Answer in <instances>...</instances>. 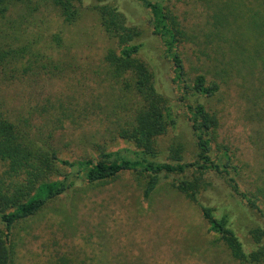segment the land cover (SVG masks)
I'll return each mask as SVG.
<instances>
[{"label": "rangeland", "instance_id": "1", "mask_svg": "<svg viewBox=\"0 0 264 264\" xmlns=\"http://www.w3.org/2000/svg\"><path fill=\"white\" fill-rule=\"evenodd\" d=\"M105 2L115 3L140 30L138 58L152 69L157 91L172 107L175 125L156 141L161 160L171 162V150L183 161L196 158L186 105L200 103L215 118L211 159L215 162L228 150L239 168L234 179L240 190L255 196L257 207L232 190V173L208 172L205 178L211 186L201 191L199 201L217 213H228L249 249L251 233L264 232V27L255 37L234 31L233 25L227 29L224 23L232 21L230 14L264 22V0L164 3L182 31L179 54L187 81L201 74L207 83L216 82L219 91L211 98L192 97L176 87L173 66L136 0ZM95 4L97 0H81L79 19L71 26L49 6L28 20L20 18L17 7L0 20V38L17 37L14 48L26 50L16 71L0 73L6 109L14 119L27 121L25 128L34 139L70 161L134 149L118 130L132 119L139 101L132 88L111 77L104 58L118 48L103 33ZM36 53L38 63L27 69L30 55ZM186 176L192 179V173ZM182 177L162 175L149 200L142 195L145 178L134 172L97 185L78 182L73 191L13 230L16 264H239L219 237L208 233L198 207L178 191Z\"/></svg>", "mask_w": 264, "mask_h": 264}, {"label": "trees", "instance_id": "2", "mask_svg": "<svg viewBox=\"0 0 264 264\" xmlns=\"http://www.w3.org/2000/svg\"><path fill=\"white\" fill-rule=\"evenodd\" d=\"M146 11L152 34L162 46L164 57L174 70L176 87L188 91L192 97L211 98L219 91L216 82L207 83L204 75H198L192 83L186 78L184 66L179 54L182 31L178 29L174 16L164 5L167 0H136ZM206 1V0H196ZM78 4L81 0H0V20L20 7V18H32L41 8L51 7L57 12L64 25H74L79 19ZM97 12L103 33L115 40L118 50H109L105 63L111 77L132 88L139 105L126 127L118 130L119 137L131 142L134 149H120L112 152H100L98 157H84L75 161L61 159L50 144L31 136L25 128L27 121L21 123L6 109L0 94V264H16L17 244L13 230L20 224L40 213L48 203L73 191L79 183L97 185L116 179L121 173L134 172L145 178L143 199L149 200L159 186L162 175L183 174L177 182V189L191 203L198 207L207 231L222 241L231 258L239 264H264V232L251 233L254 242L249 249L241 242L231 224V217L225 211L203 205L199 194L211 186L205 175L208 172L233 174L229 178L232 190L252 207L256 198L249 191L240 190L234 179L239 168L232 164L233 158L227 149H223L220 159H211L214 132L217 126L215 118L205 107L186 105L191 115V132L195 139V160L183 161L176 150H171L173 160H161V152L156 141L164 135L168 127L173 128L175 117L172 107L155 87L152 69L138 57L142 45L137 42L140 30L127 21L115 3L97 0L93 6ZM231 22L224 23L227 29L244 30L255 37L263 33L264 22L243 19L230 14ZM5 34V33H4ZM56 42L59 37H55ZM0 38V73L6 76L16 71L17 64L23 60L26 50L15 49L17 37ZM32 44V43H31ZM40 53L31 54L27 69L37 64ZM32 60V61H31ZM185 94L187 92H184ZM185 99V98H184ZM183 99V100H184ZM52 134V133H50ZM65 171L62 175L58 170ZM198 173L194 176V173ZM192 173V179L186 174ZM263 202H264V196Z\"/></svg>", "mask_w": 264, "mask_h": 264}]
</instances>
